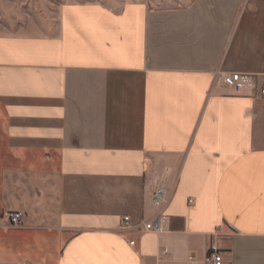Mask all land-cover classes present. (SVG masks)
Here are the masks:
<instances>
[{
	"label": "crops",
	"instance_id": "crops-1",
	"mask_svg": "<svg viewBox=\"0 0 264 264\" xmlns=\"http://www.w3.org/2000/svg\"><path fill=\"white\" fill-rule=\"evenodd\" d=\"M38 20L0 32V264H264V0H66Z\"/></svg>",
	"mask_w": 264,
	"mask_h": 264
},
{
	"label": "built area",
	"instance_id": "built-area-1",
	"mask_svg": "<svg viewBox=\"0 0 264 264\" xmlns=\"http://www.w3.org/2000/svg\"><path fill=\"white\" fill-rule=\"evenodd\" d=\"M221 84L231 90L233 93H240L243 89L251 87L253 85V78L249 74H242L239 72H222L220 74ZM258 93L261 97H264V86L260 87ZM169 200L168 195L164 190L157 189L154 190L150 195V201L154 206L163 207ZM190 201V200H189ZM23 213L20 211H14L6 214L8 221L12 225H18L21 222ZM164 216L158 215L150 220L141 222L140 226L143 230L151 231H161L163 230L161 226V219ZM124 220H128V217H124ZM133 243V242H131ZM190 264H198L196 258L193 255L188 257ZM206 264H221L222 256L220 252L213 250L205 257Z\"/></svg>",
	"mask_w": 264,
	"mask_h": 264
},
{
	"label": "rangeland",
	"instance_id": "rangeland-1",
	"mask_svg": "<svg viewBox=\"0 0 264 264\" xmlns=\"http://www.w3.org/2000/svg\"><path fill=\"white\" fill-rule=\"evenodd\" d=\"M66 0H0V32H18L28 30L39 24L38 16L54 10L58 3ZM102 1L111 6L129 0H67Z\"/></svg>",
	"mask_w": 264,
	"mask_h": 264
}]
</instances>
